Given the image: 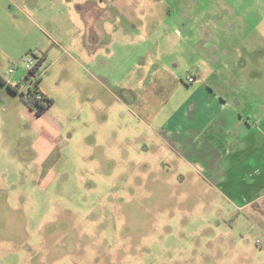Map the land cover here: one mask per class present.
I'll list each match as a JSON object with an SVG mask.
<instances>
[{
  "label": "rangeland",
  "instance_id": "rangeland-1",
  "mask_svg": "<svg viewBox=\"0 0 264 264\" xmlns=\"http://www.w3.org/2000/svg\"><path fill=\"white\" fill-rule=\"evenodd\" d=\"M212 1L264 34V0ZM204 3L52 0L41 18L25 0H0V74L17 82L46 53L33 79L53 99L37 116L21 94L31 84H0V264H264L254 164L232 184L215 179L225 167L212 176L186 162L134 106L156 63L187 81L196 72ZM241 54L250 70L213 84L230 75L232 94L249 82L263 99L264 49Z\"/></svg>",
  "mask_w": 264,
  "mask_h": 264
},
{
  "label": "crops",
  "instance_id": "crops-1",
  "mask_svg": "<svg viewBox=\"0 0 264 264\" xmlns=\"http://www.w3.org/2000/svg\"><path fill=\"white\" fill-rule=\"evenodd\" d=\"M26 1L32 8L30 10L35 14L37 11L41 18L48 16L46 9H42L53 6L52 0ZM210 2L198 5L201 13L198 15L200 33L196 72L190 74L187 81L177 75L169 64L156 63L144 91L134 98V106L163 144L178 151L186 162L209 170L212 176L215 175L213 170L225 167V173L215 179L225 177V183L232 184L237 181L235 176L238 173L235 171L245 170L252 164L264 178V98L256 91L260 90L259 86L247 82L243 88L248 93L232 94V76L227 74L222 82L215 81V84L212 81L216 74L250 70L246 68L249 60L245 62L240 57L241 52L256 54L262 47L264 49L261 45L264 34L258 31L256 20L231 16L223 1ZM188 23V19H183L181 25L187 27ZM136 27L132 26L133 29ZM195 39L194 35L185 38L188 43ZM203 41L206 43L201 44ZM96 43L91 44L89 40V45ZM219 54L230 57L231 62L227 61L223 66L222 61H218ZM237 57V60H233ZM260 59L264 61V56L255 59L257 68L264 69ZM222 67L227 68L228 72ZM236 79L241 82L240 75ZM8 82L15 81L10 82L8 79ZM250 90L256 92L255 99L249 97Z\"/></svg>",
  "mask_w": 264,
  "mask_h": 264
},
{
  "label": "trees",
  "instance_id": "trees-1",
  "mask_svg": "<svg viewBox=\"0 0 264 264\" xmlns=\"http://www.w3.org/2000/svg\"><path fill=\"white\" fill-rule=\"evenodd\" d=\"M46 58V53H43L39 58L35 66H33L30 71L31 74H36L40 66L42 65L43 61ZM28 82L31 84L27 91H22V98L24 102L28 105L29 108H31L37 116L43 114L52 104L53 99L46 96L39 88L38 82L36 79L30 78L28 75L22 78V80L19 81L17 86L12 85L8 82V80H5L3 76L0 74V84L4 85L6 84L7 87L12 90L13 92L19 91V86L22 85V83ZM33 84V85H32Z\"/></svg>",
  "mask_w": 264,
  "mask_h": 264
},
{
  "label": "built area",
  "instance_id": "built-area-1",
  "mask_svg": "<svg viewBox=\"0 0 264 264\" xmlns=\"http://www.w3.org/2000/svg\"><path fill=\"white\" fill-rule=\"evenodd\" d=\"M29 64H30V65L33 64V61H32L31 59L29 60ZM32 67H33V66H32ZM32 67H30V69H31ZM30 69H29V71H28V73H27L26 75H28L30 78L33 79V78L35 77V75H34V74H31ZM26 75H25V76H26ZM25 76H22V78L25 77ZM22 78H21V79H22ZM21 79H20V80H21ZM20 80H19V81H20ZM190 80L193 81L194 78L191 77ZM19 81H17V82L15 81L14 83H11V84L14 85V86H17L18 83H19ZM22 87H23V85H20V86H19V89H21ZM257 243L260 244V240H259V239L257 240Z\"/></svg>",
  "mask_w": 264,
  "mask_h": 264
}]
</instances>
